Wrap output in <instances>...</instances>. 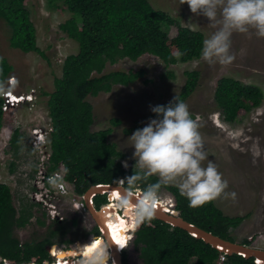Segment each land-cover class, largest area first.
Masks as SVG:
<instances>
[{"label": "trees", "instance_id": "16d2710c", "mask_svg": "<svg viewBox=\"0 0 264 264\" xmlns=\"http://www.w3.org/2000/svg\"><path fill=\"white\" fill-rule=\"evenodd\" d=\"M25 2L0 0V20L10 30L9 46L45 58L37 45L36 29ZM46 7L52 11L65 9L69 13L70 17L58 28L77 44V52L63 60L61 76L53 80L54 90L43 93L48 96L46 108L52 128L48 144L50 169L63 164L68 170L66 180L73 184L76 193L83 195L91 186L116 185L120 179L124 180L137 170L123 168L124 153L109 141L112 128L91 131L93 108L87 98L101 92L108 93L115 85H130L143 77L144 72L111 71L103 74L106 65H114L123 59L136 61L143 55L156 57L165 67L192 62L201 57L204 35L183 27L177 19L155 9L148 0H46ZM172 26L176 28L173 38L167 31ZM177 50L183 55L176 56ZM12 72L13 67L5 58H0V129L3 120L1 95ZM167 75L173 77L172 72H167ZM185 76V83L177 96L184 102L195 90L199 72L188 71ZM263 100L264 93L256 85L243 84L230 77H222L216 82L215 106L226 123L236 122L241 112H250ZM111 124L116 126L119 121L113 119ZM22 139L18 130L11 135L9 146L13 154L16 155L21 148ZM14 170L15 164L11 162L9 171L12 173ZM158 179L152 175L135 187L124 182L123 186L130 191L143 192L146 185L156 183ZM161 189L172 196L173 210L180 218L222 240L235 242L230 232L240 226L244 219L242 216H226L214 200L200 207H190L188 200L174 186L162 184ZM93 203L98 208L107 203V198L97 195ZM34 206L37 205L22 201L17 209L10 187L0 183V264H51L53 259L47 248L56 243L65 246L72 243L67 235L70 226L76 225L75 219L70 223L66 220L51 221L46 225L44 220L37 218L40 226H47L44 235L20 241L15 231L29 225ZM42 215L44 217L45 213ZM131 216L128 210L124 211V218ZM87 234L99 236L100 233L94 227ZM86 237L83 234L82 238ZM100 241L90 239L81 244V248L84 247L86 253ZM241 244L250 245L248 240ZM128 246L135 248L141 264H216L220 256L216 249L202 240L153 217L136 228L133 241ZM59 252L54 256L59 257ZM122 264H127L125 253L122 254ZM223 264L256 263L254 258L232 255L226 256Z\"/></svg>", "mask_w": 264, "mask_h": 264}, {"label": "rangeland", "instance_id": "374dc122", "mask_svg": "<svg viewBox=\"0 0 264 264\" xmlns=\"http://www.w3.org/2000/svg\"><path fill=\"white\" fill-rule=\"evenodd\" d=\"M148 1L155 9L177 19L183 27L201 32L204 39L216 30L206 17L191 13L187 4H180V0ZM25 4L36 29L37 45L45 58L34 52L23 53L11 48L10 30L0 20V58H5L13 67L11 76L3 86V92H32L35 98L33 104L26 103L6 112L2 109L0 145L6 149L4 167L0 170V183L10 187L17 209L22 201L33 204L28 199V192L30 180L33 178V164L38 161L39 155L31 143L30 134L34 128L49 122L46 108L48 96L43 93L48 94L54 90L53 80L61 76L63 60L67 55L77 52V44L58 28L70 17L65 9L48 10L46 0H26ZM167 31L171 38L175 37V27L172 26ZM231 40L230 51L235 59L229 64L208 63L200 57L192 62L165 67L156 57L143 55L136 61L123 59L114 65H106L103 74L111 71L142 70L144 76L130 85H115L108 93L89 96L87 101L93 108L94 123L91 131L112 128L109 141L115 143L117 149L124 153L122 161L126 160L129 166L123 168L131 171L136 167H133L135 160L132 157L131 140L127 138L153 117L151 106L167 104L175 95L178 96L185 83V72H199L197 86L185 103L193 117L198 118L201 125L199 131L209 158L228 181L226 191L236 193L235 200L222 197L214 200V203L226 216L244 218L240 226L231 230L230 234L235 243L241 244L248 240L253 246L255 242L264 243V100L250 112H241L236 122L226 123L215 106L214 91L220 78L230 77L243 84L256 85L264 93V38L257 37L255 31L250 29L247 33L234 32ZM167 72H172L173 77H168ZM11 77L15 79L13 86L8 84ZM113 119L118 120L119 124L113 126ZM15 130L23 136L21 148L16 155L9 146L10 137ZM11 162L15 164L12 173L9 171ZM202 163L206 165L207 160ZM157 199L165 203L169 200L174 202L172 196L163 189L158 191ZM43 212L42 208L33 207L29 225L15 231L20 241H29L44 235L47 226H40L36 220L41 218L46 225L51 220L46 215L43 217ZM66 215V223H70L72 219L77 221L75 226H70L67 235L72 240L69 246L76 241H80L79 244L89 241L87 230L91 225L90 219L75 218L70 212H66ZM83 234L87 235L85 239L82 238ZM55 246L65 245L56 243ZM55 246L50 249L53 255L58 252ZM51 254L53 261H56ZM125 254L127 264H141L133 246Z\"/></svg>", "mask_w": 264, "mask_h": 264}, {"label": "clouds", "instance_id": "9594fccd", "mask_svg": "<svg viewBox=\"0 0 264 264\" xmlns=\"http://www.w3.org/2000/svg\"><path fill=\"white\" fill-rule=\"evenodd\" d=\"M185 3L191 13L206 17L208 22L216 27L202 44L200 55L208 63L229 64L235 59L230 51L234 32L247 33L253 29L257 37L264 38V0H180V4ZM175 55L179 57L183 53L177 50ZM4 94L5 92L1 95L3 102ZM29 103L30 101L27 102ZM24 104L26 103L21 105ZM150 111L154 116L127 138L131 140L132 157L135 160L133 167L137 170L124 180L118 181L121 185L124 182L130 187H135L148 176L156 175L159 178L156 183L144 187L142 197L131 209V242L136 228L153 217L154 204L158 200V190L162 184L174 186L179 194L188 200L190 207H200L222 197H231L233 200L236 198L234 191H226L228 181L209 158L199 131L201 125L198 118H194L189 111L188 105L175 95L167 104L151 106ZM206 160L207 164L204 165L202 162ZM121 163L125 168L129 166L126 160ZM67 171L65 168L64 172ZM59 179V176H52L48 182L55 185ZM105 196L107 198L106 194ZM166 204L173 212V202L169 200L164 205ZM102 205L94 207L100 209ZM128 205L126 192L118 200L117 207L124 208L125 211ZM113 222L120 224L119 219ZM106 227L109 229V226ZM117 243L120 244L119 241ZM108 247L106 241H100L85 253L80 264H109ZM123 247L125 246L120 244V248Z\"/></svg>", "mask_w": 264, "mask_h": 264}, {"label": "built area", "instance_id": "2783aa9c", "mask_svg": "<svg viewBox=\"0 0 264 264\" xmlns=\"http://www.w3.org/2000/svg\"><path fill=\"white\" fill-rule=\"evenodd\" d=\"M8 83L10 86L15 84V79L11 77L8 79ZM29 104H33L35 102V98L32 92L25 94H14L11 91H6L4 94V102L2 104L3 112H6L9 109L17 108L23 103L29 102ZM52 131L50 120L49 122H45L41 127H36L31 131L32 137V145L35 150H37L39 159L33 164L35 170H33V178L30 180V190L28 192V199L33 204H36L40 208H42L46 214V216L51 221H59L62 222L67 217L66 212L73 213L75 218L85 217L89 218L90 223H92V217L88 211V208L85 205L83 195L76 193L74 186L72 183L66 180L64 165L59 164L56 168L50 169L51 163L49 162V156L51 153L49 147V135ZM7 144V143H6ZM5 146L0 145V170L4 167L5 160L3 159L5 155ZM8 150V149H7ZM59 176L60 179L57 184L52 185L48 182L49 177ZM103 207H111L114 210V213L119 215V218L124 215V208L117 207V201L112 198V200H108L107 204H103ZM130 213H131V209ZM113 215H108V219H112ZM122 220V219H121ZM125 226L127 227L126 231L123 232V243L124 245H128L132 240L131 229L133 230V218L125 217L123 218ZM108 222V221H107ZM106 222V223H107ZM111 225H117L114 222H109L108 226L110 228ZM91 237V236H90ZM90 239H98L97 237H91ZM101 241H104L101 239ZM80 241L74 242L72 245L57 247L58 251L70 252L72 254L68 259H58L53 254H50L55 257V263L61 262L62 264H66L70 260H82L83 254L81 253L79 244ZM83 244V243H82ZM118 249L121 251L117 245ZM254 248H264V243L255 242L253 245ZM73 252V253H72ZM108 252L110 254L109 264H112L113 260L111 258V250L108 248ZM226 260L225 254H220L216 264H223ZM255 263L256 260H254Z\"/></svg>", "mask_w": 264, "mask_h": 264}, {"label": "water", "instance_id": "95a60500", "mask_svg": "<svg viewBox=\"0 0 264 264\" xmlns=\"http://www.w3.org/2000/svg\"><path fill=\"white\" fill-rule=\"evenodd\" d=\"M128 193V210L132 209L139 202V199L142 197V191H130L124 188L121 183H117L116 185H94L88 188V190L83 194V199L85 202L88 211L95 222L100 235L103 237L104 241H106L111 250V258L113 260L112 264H122L121 255L118 247L111 242L109 235L106 230V225L111 221H115L119 218V215L114 213V210L110 207H103L100 209H96L93 204V198L96 195H107L108 200H112L114 198L117 202L121 199L125 193ZM120 194V198L117 195ZM108 215H113L114 217L110 220L108 219ZM153 218L159 220L163 223L170 225L173 228H180L183 231L187 232L192 237L202 240L204 243L210 245L214 249H216L219 253L225 254L227 256L232 255H241L246 259L254 258L257 264H264V250L253 248L251 246H246L242 244H238L235 242H229L222 240L209 232H205L194 225L186 222L182 218L179 217L178 213L175 211H170L169 208L162 205L161 202L155 201L153 208ZM108 221V222H107ZM107 222V223H106ZM106 227V228H105ZM117 248H116V247ZM50 248H47L49 252ZM35 264V263H28ZM56 264V263H51ZM66 264H80V260H70Z\"/></svg>", "mask_w": 264, "mask_h": 264}, {"label": "bare ground", "instance_id": "6f19581e", "mask_svg": "<svg viewBox=\"0 0 264 264\" xmlns=\"http://www.w3.org/2000/svg\"><path fill=\"white\" fill-rule=\"evenodd\" d=\"M120 196H121L120 194L117 195V197H119V198H120ZM156 201L159 202V200H156ZM161 204L163 205V202H161ZM164 204H165V202H164ZM123 218H124L123 216L120 217V219H119L120 224L111 225L109 229L105 227L106 230H107V233L109 235V238H110L111 242L113 240L114 245H116V246L118 245L119 247H120V244H123L124 245V243L118 244L117 241L124 242L123 241V232H125L126 229H127V227L125 226L124 221H122ZM79 250L81 251V253L83 254V257H84V255H85L84 247L81 248V246H80V249ZM66 255H67L66 252L60 251L59 252V257H57V258L60 260L62 257L66 256ZM58 264H62V263L61 262H58Z\"/></svg>", "mask_w": 264, "mask_h": 264}, {"label": "flooded vegetation", "instance_id": "af4514ba", "mask_svg": "<svg viewBox=\"0 0 264 264\" xmlns=\"http://www.w3.org/2000/svg\"><path fill=\"white\" fill-rule=\"evenodd\" d=\"M94 227H97L96 226V224H95V222L94 221H92V223H91V225L89 226V228H88V230L87 231H92L93 230V228ZM99 231V230H98ZM90 236H93V237H97L98 239H103V237L99 234V236H96V235H94V234H89ZM104 240V239H103ZM112 243H113V240H112ZM125 247H123L122 249H121V252H120V254L122 255L123 253H126L127 252V250L128 249H130V246H128V245H124ZM249 246H252V244L251 245H249ZM109 248V247H108ZM73 253V252H72ZM72 254H68L67 256H64V257H62L61 259H68V258H70V257H72L71 256ZM54 263H55V261H53ZM52 262V263H53Z\"/></svg>", "mask_w": 264, "mask_h": 264}, {"label": "snow or ice", "instance_id": "6c2138e0", "mask_svg": "<svg viewBox=\"0 0 264 264\" xmlns=\"http://www.w3.org/2000/svg\"><path fill=\"white\" fill-rule=\"evenodd\" d=\"M120 243H123L122 241Z\"/></svg>", "mask_w": 264, "mask_h": 264}]
</instances>
